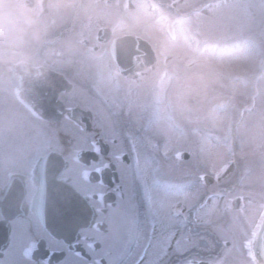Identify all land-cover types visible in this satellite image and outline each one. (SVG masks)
Segmentation results:
<instances>
[{
    "label": "flooded vegetation",
    "instance_id": "obj_1",
    "mask_svg": "<svg viewBox=\"0 0 264 264\" xmlns=\"http://www.w3.org/2000/svg\"><path fill=\"white\" fill-rule=\"evenodd\" d=\"M157 3L178 28L193 25L196 0ZM131 4L28 0L35 23L15 61L0 45V264H255L239 255L253 234L241 209L211 224L196 167L176 149L153 157L164 156L141 124L148 97L165 70L195 61L156 48L151 58L137 42L113 48L150 42Z\"/></svg>",
    "mask_w": 264,
    "mask_h": 264
},
{
    "label": "rangeland",
    "instance_id": "obj_2",
    "mask_svg": "<svg viewBox=\"0 0 264 264\" xmlns=\"http://www.w3.org/2000/svg\"><path fill=\"white\" fill-rule=\"evenodd\" d=\"M197 1L199 4L203 0ZM134 2L131 0L133 15L146 17L147 36L157 50L173 53L179 61L189 57L195 61L194 66H178L179 75L174 82L165 80L156 98L149 95L151 104L142 111L143 123L148 122L152 128L160 150H165L162 152L165 159L173 156L170 152L174 149L180 153L189 151L197 175L211 173L215 178L216 189L211 191L242 177L236 195L247 203L242 211L247 215L245 224L261 220L264 216V65L260 63L264 53H260L264 52V0H226L218 8L196 13L191 28V37H195L191 40L180 34L175 42L168 41L163 28L159 29V13L154 14L149 8L147 12ZM166 16L172 22L169 14ZM252 100H256V106ZM241 105L250 109L237 115ZM226 110L225 114L221 112ZM153 157L162 158L157 153ZM232 160L241 163L234 167L228 163ZM197 192H202L199 185ZM230 197L229 194L214 196L207 205L205 212L211 224L220 221L223 201H229ZM239 255L250 259L246 243L239 246Z\"/></svg>",
    "mask_w": 264,
    "mask_h": 264
},
{
    "label": "clouds",
    "instance_id": "obj_3",
    "mask_svg": "<svg viewBox=\"0 0 264 264\" xmlns=\"http://www.w3.org/2000/svg\"><path fill=\"white\" fill-rule=\"evenodd\" d=\"M34 15L28 0H0V45L7 40L10 60L15 61L16 44L34 26Z\"/></svg>",
    "mask_w": 264,
    "mask_h": 264
},
{
    "label": "water",
    "instance_id": "obj_4",
    "mask_svg": "<svg viewBox=\"0 0 264 264\" xmlns=\"http://www.w3.org/2000/svg\"><path fill=\"white\" fill-rule=\"evenodd\" d=\"M185 159H188V155H185ZM213 181L210 180L208 183L211 184ZM54 195V192H53ZM253 251L257 261L264 264V224L253 244Z\"/></svg>",
    "mask_w": 264,
    "mask_h": 264
}]
</instances>
